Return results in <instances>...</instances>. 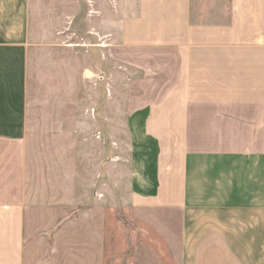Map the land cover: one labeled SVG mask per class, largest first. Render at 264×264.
Here are the masks:
<instances>
[{
    "label": "crops",
    "instance_id": "obj_1",
    "mask_svg": "<svg viewBox=\"0 0 264 264\" xmlns=\"http://www.w3.org/2000/svg\"><path fill=\"white\" fill-rule=\"evenodd\" d=\"M112 7L95 9L89 47L123 71L148 147L127 201L143 236L126 240L129 264H264V0ZM29 17L26 0H0V264H114L117 222L85 176L28 181V50L87 47L30 43Z\"/></svg>",
    "mask_w": 264,
    "mask_h": 264
},
{
    "label": "rangeland",
    "instance_id": "obj_2",
    "mask_svg": "<svg viewBox=\"0 0 264 264\" xmlns=\"http://www.w3.org/2000/svg\"><path fill=\"white\" fill-rule=\"evenodd\" d=\"M26 1L30 43H56L51 36L57 39L61 34V44L87 46L28 50L24 132L28 181L37 175L36 181L45 183L44 173L54 169L56 176L69 175L71 187L77 188L85 176L87 192L106 204L108 221L117 222L109 233L113 240L109 246L113 255L118 254L114 264H129L126 240L141 238L142 233L129 221L127 201L141 180L148 147L127 115L123 71L89 47L97 40L95 9H112L113 0Z\"/></svg>",
    "mask_w": 264,
    "mask_h": 264
}]
</instances>
